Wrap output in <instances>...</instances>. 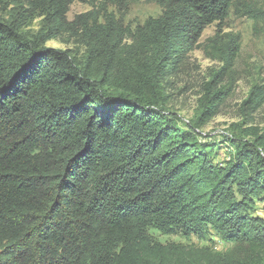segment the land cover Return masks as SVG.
<instances>
[{
	"label": "trees",
	"instance_id": "1",
	"mask_svg": "<svg viewBox=\"0 0 264 264\" xmlns=\"http://www.w3.org/2000/svg\"><path fill=\"white\" fill-rule=\"evenodd\" d=\"M135 1L68 20L72 0H0V264H264V127L250 124L264 83L223 134L225 161L200 131L235 80L241 36L225 20L262 22L264 0H146L161 13L133 29L106 9ZM70 31L81 57L45 45ZM196 48L220 66L183 120L164 83ZM151 227L228 247L162 243Z\"/></svg>",
	"mask_w": 264,
	"mask_h": 264
},
{
	"label": "rangeland",
	"instance_id": "2",
	"mask_svg": "<svg viewBox=\"0 0 264 264\" xmlns=\"http://www.w3.org/2000/svg\"><path fill=\"white\" fill-rule=\"evenodd\" d=\"M22 0H6L8 8ZM104 0H72L67 12V19L72 20L77 14L87 11H97ZM106 9L112 11L116 19L131 29L141 25L148 17H156L161 13V7L146 0L131 2L123 12L118 11L113 4H107ZM4 10L0 8V15ZM44 26L42 17L38 16L30 25V31H37ZM216 25H208L200 37V44H204L208 37L215 32ZM224 31L239 33L241 47L235 60L233 86L230 94L223 101L217 114L208 120L200 129L207 142H215V161L223 162L228 157L230 148L223 142V134L233 122L242 120L241 104L247 98L248 92L254 83H264V20L254 23L246 16H236L232 12L225 20ZM46 46L70 49L73 54L81 57L86 49L79 32H63L45 43ZM219 63L205 57L201 48L191 51L184 66L177 74L166 78L165 106L177 112L183 120L189 119L199 105V99L204 93L205 83L211 79L212 73L218 69ZM228 78H220L219 85ZM218 80V79H217ZM250 124L264 127V102L254 112ZM218 145V147H216ZM255 213L264 218V203H255ZM149 234L159 242L170 241L191 244L196 246L210 245L217 250H224L228 244L220 241L213 235L207 239H199L196 236L184 237L180 234H165L155 228L148 229Z\"/></svg>",
	"mask_w": 264,
	"mask_h": 264
}]
</instances>
